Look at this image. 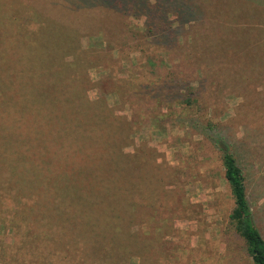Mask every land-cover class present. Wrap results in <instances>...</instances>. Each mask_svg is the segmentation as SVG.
Returning a JSON list of instances; mask_svg holds the SVG:
<instances>
[{"label": "trees", "instance_id": "obj_1", "mask_svg": "<svg viewBox=\"0 0 264 264\" xmlns=\"http://www.w3.org/2000/svg\"><path fill=\"white\" fill-rule=\"evenodd\" d=\"M60 1L67 12L91 10V16L150 15L147 31L165 37L182 28L180 17L196 15L188 0ZM246 1L202 0L203 15L214 18V11L226 9V19L233 20L215 37L208 34L217 45V72L228 70L232 81L245 79L237 64L246 69L264 63L262 36L249 37L257 30L253 24L264 26V0ZM23 6L28 16L0 18V34L5 33L0 38V221L16 229L15 244H42L43 250L86 244L81 264H130L132 257L138 264H166V258L147 256L153 242L149 230L169 233L166 200L181 173L155 162L144 148L123 153V133L130 125L117 121L104 99L87 98L84 67L91 62L74 18L60 12V2L23 0ZM170 13L178 17L176 26L168 21ZM232 23H239L237 31ZM211 37L207 51L215 57ZM190 95L184 99L188 105L196 101ZM246 107L239 106L238 114ZM207 129L233 201L228 223L253 264H264V237L255 225L241 162L245 150L227 127L215 128L208 120ZM170 175L173 181L166 182ZM126 225L141 231L132 234Z\"/></svg>", "mask_w": 264, "mask_h": 264}, {"label": "rangeland", "instance_id": "obj_2", "mask_svg": "<svg viewBox=\"0 0 264 264\" xmlns=\"http://www.w3.org/2000/svg\"><path fill=\"white\" fill-rule=\"evenodd\" d=\"M58 1L60 12L74 18L80 46L91 62L84 67L90 84L87 98L104 99L117 121L130 125L123 133V153L130 156L144 148L155 162L181 173L170 184L173 190L166 200L169 233L161 236L149 230L153 239L149 259L166 258V264H253L228 223L233 201L219 153L208 139L207 123L227 127L245 150L241 162L248 198L255 225L264 237V63H251L246 69L237 64L238 70L245 71V79L232 81L228 70L217 72V45L212 37L228 22L226 9L225 13L214 11L213 18L202 14V0H188L196 7V15L180 17L182 28H176L175 36L165 37L154 35L153 28L147 31L150 15L91 16V10L67 12L63 10L67 6ZM24 8L23 0H0V18L28 16ZM177 20L174 13L169 14L168 21L175 26ZM210 22L219 28L213 30ZM232 26L235 31L240 27L239 23ZM252 27L264 29L261 23ZM257 30L249 37L261 35L264 41V32ZM208 37L215 57L207 51ZM189 94L196 98L190 105L184 102ZM244 103L246 112L238 114ZM170 176L166 182L173 181ZM126 226L132 234L141 231L139 226ZM17 238L16 229L0 221V264H81L86 259L82 249L86 244H53L43 250L42 244H15ZM72 246L76 252H71ZM130 264H138V258L132 257Z\"/></svg>", "mask_w": 264, "mask_h": 264}]
</instances>
